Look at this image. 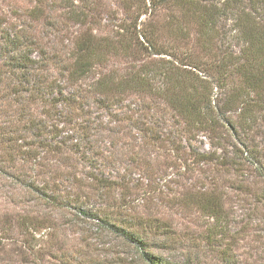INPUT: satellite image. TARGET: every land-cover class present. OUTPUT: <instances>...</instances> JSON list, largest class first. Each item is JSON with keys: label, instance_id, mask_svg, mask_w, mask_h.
<instances>
[{"label": "rangeland", "instance_id": "374dc122", "mask_svg": "<svg viewBox=\"0 0 264 264\" xmlns=\"http://www.w3.org/2000/svg\"><path fill=\"white\" fill-rule=\"evenodd\" d=\"M37 1L0 0V48L9 43L8 33L15 34L23 27L25 33L20 39L37 40L50 54L60 57L50 65V73L57 75L58 67L63 66L72 50L74 37L85 27L67 18L64 14L67 8L60 0H42V18H32L30 9ZM92 1L98 13L96 21L88 24L90 31L97 36L117 39L122 33L121 27L131 23L135 43H138L136 33L141 41L144 40L141 33H155L162 46L160 53L149 52L150 58L177 67L196 83L207 86L213 104H221L225 93L239 85L238 77L231 80L230 86L222 84L214 67L218 57L207 53L198 43V25L191 14L162 7L154 13H143L136 28V20L132 18L135 14H129L124 5L137 0ZM230 23L228 20L227 24ZM176 24L180 30H172ZM216 42L215 46L222 45L221 40ZM232 49L239 53V46L234 45ZM142 57L138 54L107 55L106 62L97 66L92 77L109 68L116 74H123ZM15 80L11 67L0 59V133L9 130L25 133L38 155L14 156L0 138V264H29L31 260L30 264H59L62 255L73 264L110 258V254L86 246L88 233L83 231L84 226L76 217L84 219L81 210L85 212L89 207L114 211L118 219H121L118 213L122 212L117 210H124L129 215L127 223H132L130 227L138 231L142 228L138 227L140 224H151L152 230L146 235L148 251L165 258L166 264H224L220 250L225 247L240 264H264V179L251 177L249 190L244 191L238 189L239 179L235 175L211 172L205 167L203 171L190 155L178 112L162 98L127 92L118 102L119 108L116 102L111 105L108 111L113 114L108 115L107 111L93 105L96 94L90 92L93 79L89 78L81 83L80 89L84 100L90 103V115L78 109L68 113L72 123L90 116L103 120L101 135H96L97 144L103 148L102 154L81 156L80 151L84 149L81 148L44 156L45 149L38 145L41 136L33 134L29 121L31 118H55H49L50 108L40 99L28 101L31 103L24 105L25 114L21 115V107L9 97L11 83ZM66 86L72 84L66 83ZM73 125L66 124V130L75 129ZM153 129L163 136L161 140L149 138ZM253 130L255 144L264 151L262 113ZM189 143L195 151L219 150L202 132ZM176 144L181 145L179 150L174 148ZM20 175L27 182L48 184L59 195L60 205L45 207L35 203L33 194L17 181ZM93 175L127 183L129 188L125 189L120 183L116 188L104 190L92 182ZM76 199L84 200L85 204L80 206ZM213 199H219L223 207L222 223L227 226L224 233H214L215 219L197 204ZM37 209L46 220L38 233L44 235L39 242L44 246L41 257L27 250L23 229L17 223L19 215L35 213ZM121 223L117 221L116 226L125 225ZM93 246L99 244L95 242ZM137 254L135 249L127 252L130 257Z\"/></svg>", "mask_w": 264, "mask_h": 264}, {"label": "trees", "instance_id": "16d2710c", "mask_svg": "<svg viewBox=\"0 0 264 264\" xmlns=\"http://www.w3.org/2000/svg\"><path fill=\"white\" fill-rule=\"evenodd\" d=\"M92 2L60 0L67 8L64 13L67 18L83 25L85 29L74 37L72 50L66 56L63 66L58 67L57 75L50 73V65L52 62H58L60 57L50 54L37 40L29 37L27 40L20 39L25 33L23 27L15 34L8 33L9 43L0 48V59L11 67L16 76V80L11 83L9 97L21 107L20 114H25L24 105L31 103L28 101L40 99L50 108L49 118H55H31L29 121L30 128L34 130L33 134L41 136L38 145L45 149L44 156L48 153L62 154L81 148H84L80 151L81 156L98 157L102 154L103 148L97 144L96 135H101L103 120H95L97 117L90 116L81 122L72 123L68 113L78 109L90 115V103L84 100L85 95L80 88L81 83L92 78L90 92L96 94L93 105L107 111L108 115L113 114L108 111L111 105L116 102L119 108L118 102L127 92L162 98L170 104L178 112L183 123L182 131L186 134L185 140L193 162L201 166L203 171L206 170L203 169L205 167L212 170L211 172L215 170L217 173L235 175L239 179L238 189L244 191L249 190L251 177L264 179V151L255 144L253 138V125L261 113L264 120V0H137L133 4L126 2L124 5L129 14H135L132 18L136 20V28L143 13H154L162 7L171 8L172 11L179 10L194 17L198 25V43L207 53L218 57L214 67L222 84L230 86L231 80L238 77L239 85L231 87L219 105L213 104L207 86L196 83L186 73L178 71L177 67L150 58L148 53H160L162 46L155 33H141L143 41L139 40L136 33L138 43H135L132 41L131 23L121 27L122 33L117 39L97 36L90 31L88 24L96 21L98 13V8ZM43 11V2L38 0L30 9V16L42 18ZM228 20H231L230 24H227ZM172 30H180V27L176 24ZM217 39L222 41L224 47L215 46ZM234 45L239 46V53L232 49ZM34 53L38 55L35 56ZM120 54H138L144 57L140 58L139 63L130 71L123 74H116L109 68L101 71L97 77H92L97 66L106 62L107 55ZM66 83L72 86H66ZM68 123L74 124L75 129L66 130L65 125ZM16 131L18 130L0 133L1 142L8 145L14 156L17 154L29 158L36 157L38 153L31 147L25 133ZM199 132L219 150H193L189 142L195 139ZM162 137L154 129L149 136L152 140H161ZM180 147L181 145L176 144L174 148L179 150ZM90 178L104 190L116 188L120 183L125 189L129 188L127 183L111 180L104 175H93ZM16 179L22 188L33 194L35 203L45 207L60 205L59 195L48 184L27 182L21 175ZM75 202L80 206L85 204L84 200L76 199ZM197 204L215 219L212 226L214 233L226 232L227 226L222 223L225 215L219 199L203 200ZM81 212L84 213V219L79 216L76 219L84 226L83 231L88 233L86 246L93 248V251L110 254V258H105L102 262L93 263L88 260L85 264H166L165 258L148 251L147 236L152 230L151 224H140L138 227H142L141 231L130 227L132 223H127L129 215L124 210H117L122 212L118 213L121 219L114 216V211L107 209L89 207L85 212ZM41 215L42 212L37 209L35 213L19 215L17 220L23 229L27 250L31 255L38 257H41L44 248L39 243L44 239V235L38 233L46 223L45 217ZM117 221L125 225L117 227ZM211 236L212 234L208 236L209 240ZM95 242L99 244L98 247L93 246ZM130 249H135L138 254L130 257L127 255ZM220 251L224 264H240L237 258L228 254L227 247ZM59 261V264H73L66 255H62Z\"/></svg>", "mask_w": 264, "mask_h": 264}]
</instances>
